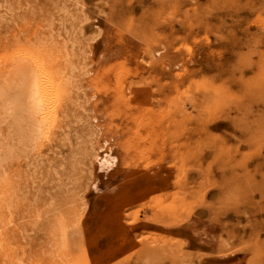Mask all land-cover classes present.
<instances>
[{
  "label": "rangeland",
  "instance_id": "obj_1",
  "mask_svg": "<svg viewBox=\"0 0 264 264\" xmlns=\"http://www.w3.org/2000/svg\"><path fill=\"white\" fill-rule=\"evenodd\" d=\"M19 62L0 264H264V0H0Z\"/></svg>",
  "mask_w": 264,
  "mask_h": 264
},
{
  "label": "bare ground",
  "instance_id": "obj_2",
  "mask_svg": "<svg viewBox=\"0 0 264 264\" xmlns=\"http://www.w3.org/2000/svg\"><path fill=\"white\" fill-rule=\"evenodd\" d=\"M22 60H24V59H22ZM29 67H30V65L28 66V64L19 62L15 69L14 68L8 69V70L5 69L4 71H2L0 73L5 75L7 72H9V73H11V76H13V77L17 74L18 78L20 76L23 79L26 78L28 80L27 81L28 86H29L28 93H29V100H31L30 106H31V110H32L30 112H31V116L34 119L35 114L37 112L39 113L41 111L40 109L35 110L34 107L35 106H41V107L44 106V102L46 101V98L48 97V91H47L48 90L47 89V82L48 81L46 79V76H45L46 73H45L42 66H41L40 70H37V72L32 70V68H29ZM35 68H37V67H35ZM15 78H16V76H15ZM45 79L47 82H45ZM25 82H26V80H25ZM47 101H46V103H47ZM46 103H45V105H46ZM42 118L44 119V117H42ZM33 123H34L33 127L36 129V131L41 129L42 123L40 121H36V122L34 121L31 123V125H33Z\"/></svg>",
  "mask_w": 264,
  "mask_h": 264
}]
</instances>
